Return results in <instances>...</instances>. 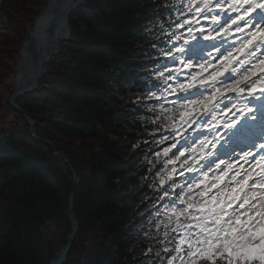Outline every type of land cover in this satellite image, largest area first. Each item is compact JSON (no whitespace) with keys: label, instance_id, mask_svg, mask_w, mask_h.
I'll use <instances>...</instances> for the list:
<instances>
[{"label":"trees","instance_id":"1","mask_svg":"<svg viewBox=\"0 0 264 264\" xmlns=\"http://www.w3.org/2000/svg\"><path fill=\"white\" fill-rule=\"evenodd\" d=\"M44 3L0 0V264H46L70 233L71 194L77 231L64 264H152L164 229L142 214L159 186L151 169L165 157L149 149L162 153L170 141L157 143L165 121L152 123L154 107L134 111L132 102L145 99L141 73L152 75L146 61L163 47L151 50L173 0H89L72 10L37 88L15 98L34 120L32 137L8 100L18 49Z\"/></svg>","mask_w":264,"mask_h":264},{"label":"snow or ice","instance_id":"2","mask_svg":"<svg viewBox=\"0 0 264 264\" xmlns=\"http://www.w3.org/2000/svg\"><path fill=\"white\" fill-rule=\"evenodd\" d=\"M164 10L151 50L163 47L146 61L152 75L141 73L145 99L132 102L154 107L152 123L165 121L157 143L170 141L149 149L165 157L142 214L164 229L152 264H264V0H173ZM249 118L261 130L241 137Z\"/></svg>","mask_w":264,"mask_h":264},{"label":"water","instance_id":"3","mask_svg":"<svg viewBox=\"0 0 264 264\" xmlns=\"http://www.w3.org/2000/svg\"><path fill=\"white\" fill-rule=\"evenodd\" d=\"M89 0H45L43 6L47 5L43 15L48 16L47 24L40 20L41 8L33 18L29 29L23 37L18 49L17 69L13 76V92L8 103L14 108L28 124L29 133L33 137L32 128L34 120L25 115L15 103V98L34 91L38 81L46 71V61L56 53L61 41L66 40L70 28L68 16L72 10L85 7ZM56 158L63 162L67 161L58 153L53 152ZM75 182V176L72 175ZM68 217L70 222V233L66 237L64 245L48 259L46 264H64L70 245L77 231V221L72 211V194L68 202Z\"/></svg>","mask_w":264,"mask_h":264},{"label":"rangeland","instance_id":"4","mask_svg":"<svg viewBox=\"0 0 264 264\" xmlns=\"http://www.w3.org/2000/svg\"><path fill=\"white\" fill-rule=\"evenodd\" d=\"M207 23L210 24L211 22L208 21ZM69 33H70V32H69ZM59 46H60V45H59ZM169 143H170V142H169ZM260 223H264V221H258V225H259Z\"/></svg>","mask_w":264,"mask_h":264}]
</instances>
